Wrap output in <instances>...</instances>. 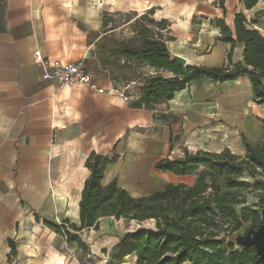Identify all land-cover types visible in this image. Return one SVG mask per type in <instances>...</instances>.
I'll use <instances>...</instances> for the list:
<instances>
[{"label":"crops","instance_id":"0c3cea01","mask_svg":"<svg viewBox=\"0 0 264 264\" xmlns=\"http://www.w3.org/2000/svg\"><path fill=\"white\" fill-rule=\"evenodd\" d=\"M151 11L157 22L170 23L172 56L185 59L186 67L223 68L230 53L233 65L243 62L244 46L219 42L215 23L224 21L234 33L236 16L250 21L264 11V0L252 10L241 0H0V264H106L118 253L125 234L113 217L78 234L86 251L45 225L81 228L80 202L91 175L85 164L92 153L117 156L106 168L105 187L116 181L142 198L169 184L195 185V176L159 171L164 159L183 158L186 150L226 149L245 157L243 138L264 142V105L254 103L247 78L192 82L170 101L136 106L148 79L173 75L119 57L111 67L99 54L100 39L113 38L118 29L107 32L103 17ZM37 50L64 66L84 61L105 93L82 86L58 90L43 78ZM126 68L134 77L124 75ZM136 84L137 93L127 92ZM10 241L17 246L14 256ZM123 264H136V257Z\"/></svg>","mask_w":264,"mask_h":264},{"label":"trees","instance_id":"16d2710c","mask_svg":"<svg viewBox=\"0 0 264 264\" xmlns=\"http://www.w3.org/2000/svg\"><path fill=\"white\" fill-rule=\"evenodd\" d=\"M241 1L246 10L259 3V0ZM153 16L154 11L136 18L126 16L134 20L136 29V37L129 42L107 35L100 39L102 49L111 56L138 61L173 75L148 79L136 106L150 109L160 101H170L192 82L210 79L226 83L242 78L252 84L254 103L264 105V11L250 21L244 14H238L234 33L224 21L215 23L221 30L219 42L244 46L243 62L233 65L230 53V64L223 68L183 67L174 61L167 47L170 23L157 22ZM103 18L105 28L111 23L107 32L117 29L112 15L105 14ZM261 123L264 127V119ZM243 142L245 157L228 149L221 153L186 150L183 158L160 161L156 165L159 171L179 177L195 176L196 183L194 186L169 184L163 191L142 198H133L116 181L105 187L106 168L117 161V156L92 153L85 164L91 175L80 202L81 228L69 223L56 226L46 222L45 225L86 251L87 245L78 234L97 230L101 218L113 217L126 223L155 222V231L141 229L125 234L119 242L120 250L110 258L109 264H123L130 256L136 257V264H261L256 251L241 246L237 239L245 228L248 233L262 225L264 142L252 144L245 138ZM246 173L256 182L254 186L242 181ZM250 191L256 192L260 212L247 207L244 195ZM9 244L11 256L16 255V244L13 241Z\"/></svg>","mask_w":264,"mask_h":264},{"label":"rangeland","instance_id":"374dc122","mask_svg":"<svg viewBox=\"0 0 264 264\" xmlns=\"http://www.w3.org/2000/svg\"><path fill=\"white\" fill-rule=\"evenodd\" d=\"M111 15H113V21L116 23V28L118 29L116 31V33L112 34L113 38L118 39L120 41H125V42H129L132 38L136 37V29H135V22L134 20L131 19H127V15L128 14H117L116 12L112 13ZM128 20H132L131 22L128 23ZM110 24L108 25V29L110 30ZM115 27V25H114ZM100 52L99 54L101 55L102 58H104L106 61L109 60L110 63H112L110 66L111 67H116L117 63L116 60L118 59V57L115 56H111L109 53L105 52L102 49V45L100 47ZM121 60V58H120ZM127 61V60H126ZM132 62V61H131ZM137 65H143V63L136 61ZM127 69V68H126ZM124 75L126 77H134L133 75V71L131 70H124ZM137 75V74H136ZM137 79H139L140 77L135 76ZM144 81V78L143 80ZM139 90L138 85L136 84L135 86H131V88H129V90L127 92L130 93H137V91ZM264 180V176L262 178ZM243 182L246 183H250L252 186H254L256 184V182L249 176V174H245V176L242 178ZM247 198V207L260 212L261 210L257 208V205L259 203L258 199L256 198V192L254 191H250L249 193H246L244 195ZM240 210V209H239ZM122 224L120 225V232L122 231V234H127V233H131V232H135L140 228H146L149 229L151 231H155V222H153V224L151 223V221L148 222H144V223H136V222H129L126 223L124 221H120ZM135 223V224H134ZM261 223H263V219H261ZM152 225V226H151ZM248 227V226H247ZM247 233V228H245V230H243L239 235H245ZM236 245V244H235ZM236 249L240 250L239 247H237L236 245ZM129 262H131V259L129 260Z\"/></svg>","mask_w":264,"mask_h":264},{"label":"built area","instance_id":"2783aa9c","mask_svg":"<svg viewBox=\"0 0 264 264\" xmlns=\"http://www.w3.org/2000/svg\"><path fill=\"white\" fill-rule=\"evenodd\" d=\"M34 57L36 64L43 70V78L54 81L58 90L82 86L97 94L105 93L103 89L98 87L84 61L76 65L64 66L59 61H50L40 50L35 51ZM109 263L110 261H107L106 264Z\"/></svg>","mask_w":264,"mask_h":264},{"label":"water","instance_id":"95a60500","mask_svg":"<svg viewBox=\"0 0 264 264\" xmlns=\"http://www.w3.org/2000/svg\"><path fill=\"white\" fill-rule=\"evenodd\" d=\"M173 60L178 62L181 66L185 67L187 62L179 56H173ZM263 223L258 230H251L245 236H240L237 240L238 243L245 248H253L259 258L261 264H264V211L262 212ZM146 229V228H140Z\"/></svg>","mask_w":264,"mask_h":264},{"label":"bare ground","instance_id":"6f19581e","mask_svg":"<svg viewBox=\"0 0 264 264\" xmlns=\"http://www.w3.org/2000/svg\"><path fill=\"white\" fill-rule=\"evenodd\" d=\"M151 223L153 224V222L151 221ZM135 224V223H134ZM152 226V225H151Z\"/></svg>","mask_w":264,"mask_h":264}]
</instances>
